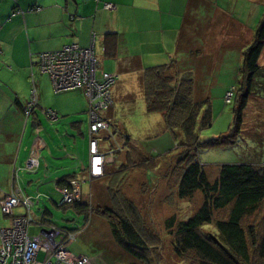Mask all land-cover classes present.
<instances>
[{
	"label": "crops",
	"instance_id": "0c3cea01",
	"mask_svg": "<svg viewBox=\"0 0 264 264\" xmlns=\"http://www.w3.org/2000/svg\"><path fill=\"white\" fill-rule=\"evenodd\" d=\"M252 1L264 3V0H0V201L16 190L35 201L31 210L34 222L29 227L31 237H38L49 227L79 231L77 240L68 246L74 255L88 257L91 264H139L115 240L103 210L113 208L114 199L127 197L122 187L146 167L144 151L137 149L139 140L133 122L138 121L137 130H141L138 135L146 140L159 142L161 129L167 133L163 120L164 126L158 123V132L150 129V121L157 120L147 111L144 72L175 63L180 70L193 73L194 98L203 102L207 95L200 88L210 79L218 82L230 48L238 45L247 31L251 44L255 40L263 14L258 19L257 11L249 9ZM106 3L113 9H105ZM33 8L39 10L31 11ZM17 10L22 13L14 16ZM108 35H112L110 54L106 50ZM71 44L82 48L93 45L100 70L117 79L112 89L114 104L103 113L110 129L101 133L100 152L108 162L103 176L96 179H91L89 173L90 123L86 97L79 90L56 93L49 75L38 66L39 55ZM33 91L38 105L26 116ZM48 110L57 114V121L48 119ZM157 118L158 122L163 119L159 113ZM34 146L40 148V164L29 170L27 162ZM156 165L159 162L154 169ZM148 174L145 172L146 178ZM71 183L80 185L81 201L76 204L92 208L61 207L59 189ZM54 210L71 213L72 224L65 223ZM27 213L19 206L13 216ZM0 224L10 228L12 217L2 214ZM35 252L36 247H32L30 260Z\"/></svg>",
	"mask_w": 264,
	"mask_h": 264
},
{
	"label": "trees",
	"instance_id": "16d2710c",
	"mask_svg": "<svg viewBox=\"0 0 264 264\" xmlns=\"http://www.w3.org/2000/svg\"><path fill=\"white\" fill-rule=\"evenodd\" d=\"M111 36L106 40L108 54L113 48ZM263 53L264 22H261L255 40L244 55L238 86L241 93H236L232 102L233 123L227 133L205 142L200 140L199 121L203 129L209 128L213 125V115L210 109L202 115L205 106L194 98L193 73L180 70L175 63L148 68L144 72L147 111L162 115L167 134L175 139L176 150L183 152L178 195L186 200L200 193L203 198L190 218L181 221L174 215L166 221L174 254L186 264H264V216L259 222L248 223L264 203V167L222 165L218 176L211 180L205 166L199 162L202 149L230 146L242 136L256 79L262 76ZM144 163V171L152 167L148 160ZM72 205L82 207L77 204L61 207ZM84 208L92 207L86 204ZM103 212L109 219L115 240L126 252L139 264H156L154 258L158 256L154 250L159 242L156 232L147 225L131 200L122 195L114 199L113 208ZM222 212L226 216L215 221L217 214ZM206 227H213L214 231H206Z\"/></svg>",
	"mask_w": 264,
	"mask_h": 264
},
{
	"label": "rangeland",
	"instance_id": "374dc122",
	"mask_svg": "<svg viewBox=\"0 0 264 264\" xmlns=\"http://www.w3.org/2000/svg\"><path fill=\"white\" fill-rule=\"evenodd\" d=\"M248 7L253 12L257 11L258 16L256 17L258 19L263 14L258 25L264 22V3L252 1ZM248 36L249 32H244L241 35V40L238 41L239 44L231 47L225 55V68L222 73H219L220 79L218 82L210 79L204 82L202 88H200L207 95L202 102L205 106L202 115L207 109H210L213 115V125L209 128L203 129L201 121H199V136L202 142L217 139L222 134L227 133L233 123V99L231 104H228L225 100L228 93L223 95V92H233L234 95L241 93L237 86L238 81L240 82L241 68L244 64V54L252 41ZM260 63L263 72L262 76L256 79L257 83L246 111L244 136H241L233 145L202 149L199 153V162L205 166L211 180L218 176L219 168L222 165L252 164L264 167V53ZM149 114L157 120L150 121V129L158 132L160 130L158 123L164 126V121L161 122L163 120L161 118L158 122V113ZM133 124L136 131V133L134 132L135 136L137 134V140H139L140 148L137 146V149L144 151V157L151 163L152 167L147 168L145 171L140 169L127 180V183L122 187V191H126L127 198L140 210L147 225L156 232V240L159 242L154 250L158 256L154 258V262L156 264H186L174 254L172 239L166 229V221L174 215L181 221L190 218L201 206L202 195L197 193L194 197L186 200L181 199L178 195V182L183 167L181 161L183 152L182 150H176L175 139L167 133L164 134L163 129H161L159 142H154L153 139L146 140L145 137L138 135L141 134V130H137L138 121L133 122ZM158 162L160 167L156 165V169H154L153 164ZM135 168L137 167L135 166L133 170ZM130 172H132V169ZM145 172L146 174L150 172L147 178ZM54 211L57 212L60 219L66 221L65 223L72 224L69 223L73 218L71 213L66 215L63 210ZM224 216H226V213L217 214L215 221L224 218ZM263 216L264 203L258 213L248 220V223L259 222ZM0 217H2L1 211ZM205 230L213 232L214 228L206 227Z\"/></svg>",
	"mask_w": 264,
	"mask_h": 264
},
{
	"label": "built area",
	"instance_id": "2783aa9c",
	"mask_svg": "<svg viewBox=\"0 0 264 264\" xmlns=\"http://www.w3.org/2000/svg\"><path fill=\"white\" fill-rule=\"evenodd\" d=\"M105 9L112 10L113 6L106 3ZM21 13L22 11L17 10L14 16ZM94 42L95 37L92 39L93 45ZM93 45L82 48L73 44L56 52L43 53L39 55L38 66L42 73L49 75L56 93L79 90L86 97L90 123L89 173L91 179H96L103 176L105 164L108 162L106 155L100 152L101 133L110 129L109 123L103 118V113L113 105L112 89L117 79L116 76L100 70ZM233 98V92H228L225 100L231 104ZM37 105L36 91H33L25 115L30 116ZM46 115L53 122L58 119L57 114L52 110L46 111ZM39 149L38 146H34L31 150L27 162L29 170L39 167ZM59 191L62 195L61 206L81 201L78 183H71L69 186L60 188ZM19 206L24 207L28 213L25 216L14 217L13 212ZM34 206L35 201L24 196L19 190L0 201L1 213L6 217H12L10 228H4L0 224V264H91L88 257L76 256L68 249V246L77 240L79 231L69 232L57 227H49L47 232L43 230L38 237L30 236L29 227L34 222L31 210ZM32 247H36V252L30 260Z\"/></svg>",
	"mask_w": 264,
	"mask_h": 264
},
{
	"label": "water",
	"instance_id": "95a60500",
	"mask_svg": "<svg viewBox=\"0 0 264 264\" xmlns=\"http://www.w3.org/2000/svg\"><path fill=\"white\" fill-rule=\"evenodd\" d=\"M60 204H61V203H60ZM44 232H47V229H46V228L44 229Z\"/></svg>",
	"mask_w": 264,
	"mask_h": 264
}]
</instances>
